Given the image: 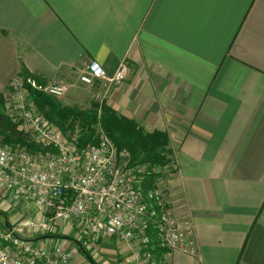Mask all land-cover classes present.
Wrapping results in <instances>:
<instances>
[{"label": "crops", "instance_id": "crops-1", "mask_svg": "<svg viewBox=\"0 0 264 264\" xmlns=\"http://www.w3.org/2000/svg\"><path fill=\"white\" fill-rule=\"evenodd\" d=\"M92 60L110 75L126 61L128 76L85 84ZM24 69L71 84L62 102L98 97L168 134L174 172L162 187L197 241L170 264H264V0H0V92ZM30 206L45 218L0 185V222L21 237L62 247L70 264H114L104 238L81 245L72 223L44 234L26 225ZM125 249L110 255L116 264H134Z\"/></svg>", "mask_w": 264, "mask_h": 264}, {"label": "built area", "instance_id": "built-area-1", "mask_svg": "<svg viewBox=\"0 0 264 264\" xmlns=\"http://www.w3.org/2000/svg\"><path fill=\"white\" fill-rule=\"evenodd\" d=\"M129 70L123 61L110 75L92 60L79 79L109 86L123 82ZM26 81L56 98L71 89L62 82L39 84L31 76L12 81L16 109L8 107L7 114L22 124L41 149L34 152L26 145L0 141V185L32 203L50 222L77 221L78 233L86 243L120 238L131 250L134 264H170L171 255L179 249L196 253L195 224L190 218H177L161 183L156 180L145 188V171L139 165L129 166V154L119 151L105 132L97 143L78 147L76 139L63 135L33 102H27ZM49 248L0 222V264H70V254L62 247L54 252Z\"/></svg>", "mask_w": 264, "mask_h": 264}, {"label": "trees", "instance_id": "trees-1", "mask_svg": "<svg viewBox=\"0 0 264 264\" xmlns=\"http://www.w3.org/2000/svg\"><path fill=\"white\" fill-rule=\"evenodd\" d=\"M19 75L25 78L31 76L39 84H45L37 76L26 72L25 69ZM29 85L26 81L25 86L30 90L32 102L64 132L65 136L69 135V131H74L76 126L80 129L78 138H76L78 147L97 143L101 133L105 132L119 151H126L129 154L128 157L131 160L129 166L145 165V188L152 186L153 182L157 180V174L153 172L155 166L166 167L170 164L169 157L172 155V151L166 132L148 131L136 120L118 113L106 102L93 103L90 108L81 110L75 105L63 104L60 98L53 97L45 91ZM7 100L6 93L0 92V135L8 144L26 145L31 151H38L41 146L33 142L27 132L20 130L7 114L5 106ZM99 127L100 130H98ZM71 223L79 232L78 222ZM70 237L74 238L72 235ZM101 239L98 238L96 242H100ZM80 242L83 245L81 240ZM82 250L87 254L85 247H82Z\"/></svg>", "mask_w": 264, "mask_h": 264}, {"label": "rangeland", "instance_id": "rangeland-1", "mask_svg": "<svg viewBox=\"0 0 264 264\" xmlns=\"http://www.w3.org/2000/svg\"><path fill=\"white\" fill-rule=\"evenodd\" d=\"M22 76V75H21ZM43 83V82H42ZM62 83H66L68 84L69 86H71V84L67 83V82H62ZM46 84V83H45ZM90 85V84H89ZM13 87V88H12ZM7 92H6V97H7V101H6V112L8 110V107L11 108V109H16V107L14 106L15 105V99L17 97L16 93H15V96L14 97V92H15V88L14 86H12ZM72 89V86L70 87ZM25 89L28 91L29 93V88H27V86H25ZM70 89V91H71ZM69 91V92H70ZM68 92V93H69ZM67 93V94H68ZM66 94V95H67ZM66 95L64 97H66ZM60 98L61 100L64 98ZM100 99V98H99ZM98 97L96 100V102H63V104H72V105H75L78 109H81V110H85L87 108H90L92 106L93 103H96V104H101V103H104V102H101L99 101ZM33 99L31 98V94H29L28 96V100L27 102H32ZM18 102V100L16 101ZM34 103V102H33ZM35 105V103H34ZM18 106V105H17ZM29 106H31V104H29ZM69 106V105H68ZM36 107V105H35ZM37 111L42 115L44 116L50 124H52L58 131H60L63 135H64V132L61 131V129L53 122V121H50L44 114L43 111L39 110L37 107H36ZM9 111V110H8ZM13 121V120H12ZM14 123L17 124V127L20 129V130H23V126L20 122H15L13 121ZM101 128L99 127L98 130H100ZM79 131L80 129H78V127L76 126L75 130L74 131H69V135H67L68 138L70 139H76L78 138V134H79ZM0 141L1 142H4L5 144H8L5 142L4 140V137L0 135ZM170 166L167 165L166 167H162V166H155V168L153 169V172L157 174V181L161 183V181H163L165 179L166 176H169L170 174H172L174 171L173 170H170L169 168L172 166V163L174 161V155L172 153V155H170ZM140 167L142 168V170H145V165H140ZM163 183H161L162 185ZM33 208L30 206V209L27 208V212L29 213L28 217H26L24 219L25 222H27L26 225H30L31 228H34L35 230H39L41 231L43 234L44 233H51L53 232V229H55L57 226H61L63 225V231L66 230L65 227H68V222H65L64 220H59L57 222H50L47 218H42L41 216L37 215V212L35 211V214L37 215V218H30L29 216H31V214L33 215L34 214V210H32ZM36 219V220H35ZM0 220H4L3 217L0 215ZM10 223V222H9ZM61 224V225H60ZM70 225V224H69ZM73 226V225H70V227ZM75 227V226H74ZM68 231V230H67ZM69 233H72L73 231H68ZM73 236V235H72ZM104 239L102 240V243L101 245L103 246V248H105V250L101 249V255L103 257H105L107 255L108 259H110L114 264H116L117 260L114 259V256H110L111 254H115V252L118 254V250L119 248L123 247L125 245L124 241L122 240H119V239H114V237H103ZM79 240H84L82 237L79 236L78 238ZM117 242V244L115 243ZM126 252L125 253H130L131 255V250L130 249H125ZM106 258V257H105ZM116 261V262H115Z\"/></svg>", "mask_w": 264, "mask_h": 264}, {"label": "water", "instance_id": "water-1", "mask_svg": "<svg viewBox=\"0 0 264 264\" xmlns=\"http://www.w3.org/2000/svg\"><path fill=\"white\" fill-rule=\"evenodd\" d=\"M51 213H53V212H51ZM6 224L9 226L8 222H6ZM90 259L93 260L91 256H90Z\"/></svg>", "mask_w": 264, "mask_h": 264}]
</instances>
